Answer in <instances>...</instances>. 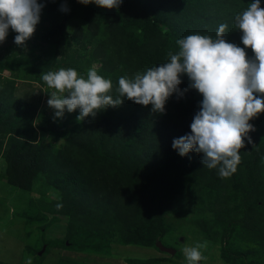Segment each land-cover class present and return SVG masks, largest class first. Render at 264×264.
I'll return each instance as SVG.
<instances>
[{
    "label": "rangeland",
    "instance_id": "rangeland-1",
    "mask_svg": "<svg viewBox=\"0 0 264 264\" xmlns=\"http://www.w3.org/2000/svg\"><path fill=\"white\" fill-rule=\"evenodd\" d=\"M140 1L145 6L149 4L147 0ZM38 2L45 7L25 45L14 43L17 33L11 28L5 41L0 43V90L28 107L16 118V127H5L2 121L6 118L0 119V264H117L115 255L122 250L116 249L117 246L132 252L134 247L142 251L148 249L143 260L124 259L118 264H187L182 249L198 243L203 245L200 250L205 257L198 264H264V147H257V150L245 144L235 173L221 178L218 169L214 172L205 170L196 185L192 173L198 168L165 162L153 169L155 175L164 174L167 178L162 189L151 194L138 186L135 188L138 193L129 198L128 208L122 213H110L113 210L108 207L96 210L76 207L74 194L65 198L61 195V181L71 178L70 173L66 174L68 170L61 169L67 161L66 140L83 119L77 120L79 109L65 112L62 119H54V110L47 105L49 93L54 89L42 80L41 73L63 67L74 68L86 77L88 70L95 67L98 74L111 80L110 93L122 76L103 72L100 60L94 57L96 46L106 37L102 7L85 6L77 0ZM64 2L70 8L68 13L59 10ZM88 10L96 13L98 34L94 38L83 18ZM130 11L135 10L131 8ZM167 17L178 19L179 13L172 10ZM144 22L143 17H136L133 25L128 27L129 33L137 38V45L145 43L149 36L147 30L141 29ZM56 24L62 26L59 43L50 44L44 40V35ZM211 24L202 19L197 21L193 34L212 37ZM200 25L204 32L200 31ZM80 28L79 38L80 32H76ZM178 51L173 46H166L162 56L168 61L169 52L175 54ZM183 83L189 84L186 76ZM192 96H201L195 101L199 104L202 95L194 93ZM250 123L255 126L254 138L264 140V112ZM25 127L32 130V139L31 135L25 138L10 133L17 128L25 130ZM51 127L56 131H51ZM11 137L16 138L21 147L17 146L15 150L24 158L23 172L24 167L30 166V151L35 153L39 145H43L42 151H45L42 159L34 163L28 173H23V178L31 175L24 187L16 184L15 176H8ZM254 159L257 162H252ZM250 165L254 168L252 171ZM133 168L140 173L139 166ZM249 177L254 181L252 184ZM250 186H256L260 195L252 194ZM253 202L258 206L248 210L247 206ZM158 214L163 235L151 233L159 238L153 247L125 245L135 241L145 221L155 219ZM158 244L175 250V255L159 252Z\"/></svg>",
    "mask_w": 264,
    "mask_h": 264
},
{
    "label": "trees",
    "instance_id": "trees-1",
    "mask_svg": "<svg viewBox=\"0 0 264 264\" xmlns=\"http://www.w3.org/2000/svg\"><path fill=\"white\" fill-rule=\"evenodd\" d=\"M147 1L148 7L140 0H123L124 4L122 3L118 8H103L106 37L94 51V57L100 60L103 72L131 79L138 73L142 74L149 68L168 62L162 56L166 46L179 49L176 41L184 38L182 35L193 34L196 30L194 24L201 19L203 22H212L210 26L212 38H215L220 24H227L224 38L228 42L245 47L240 41L242 32L235 25V16L246 10L251 0ZM261 7L264 8V0H261ZM131 8L135 11L129 12ZM172 10L179 13L178 19L167 17ZM186 15L188 16L185 17ZM136 17L144 18L145 22L141 29L149 32L147 41L140 45H137V38L128 31V27L133 25ZM83 18L91 37H96L98 34L96 13L88 10ZM199 29L204 32L203 25ZM61 31V25L51 26L46 31L44 40L50 44H58ZM81 31L80 28L76 32H80L79 38ZM161 35L164 36L160 37ZM246 52L250 56L254 55L250 48H246ZM187 84L182 83L181 89L187 87ZM114 86V91L110 93L113 97L119 95L118 83ZM194 93L198 91L191 89L183 97L175 94L169 97L163 114L153 113L151 105L143 106L125 99L122 105L107 107L99 111L95 118L89 116L76 124L65 144L67 161L61 169L68 170L66 174L70 173L71 178L68 181H61L63 184L59 188L61 195L65 198L69 194H74L77 197L76 207H92L93 210L108 207L113 210L110 213H122L125 212L126 207L128 208L129 198L132 199L134 194L138 193L135 189L138 186L151 194H156L162 189L167 178L164 174L155 175L153 169L165 162H176L184 165L185 168L189 167L188 165L198 168L197 172L194 170L192 173L194 185L200 183L205 170L216 171L217 169L204 167L200 154L190 152L187 156L181 157L172 148L174 138L191 131L190 124L200 106V103L196 104L195 101L201 97L192 96ZM25 105L23 102L11 99V96H6L5 90H0V119L6 118L5 122L2 121L5 127H16V118L25 109L28 110ZM51 131L55 132L56 128L51 127ZM10 133L25 138L31 135V139L33 135L32 130L27 127L25 130L14 129ZM250 135L253 144H248L246 141L245 144L251 145L252 148L264 147V140L255 139L253 132H250ZM11 139L12 143L7 155L8 176H15L16 184L24 187L31 175L28 174L23 178V173H28L33 168V164L42 159L45 151H42L43 145L38 146L39 152L30 151L28 154L30 166L24 167L23 172L21 166L25 162L24 158L15 150L18 141L13 137ZM242 148L239 151L241 158ZM252 162L257 160L254 159ZM138 166L141 168L140 173L137 168H133ZM253 169L250 165L249 170ZM144 170L149 173L146 174ZM248 181L250 184L254 182L251 178ZM249 190L252 194L255 193V196L260 195L256 186H250ZM257 206V202H253L247 206V209L251 210ZM140 231L135 236V241L125 245L153 247L159 238L151 236V233L163 235L160 214L155 219L146 220Z\"/></svg>",
    "mask_w": 264,
    "mask_h": 264
},
{
    "label": "clouds",
    "instance_id": "clouds-1",
    "mask_svg": "<svg viewBox=\"0 0 264 264\" xmlns=\"http://www.w3.org/2000/svg\"><path fill=\"white\" fill-rule=\"evenodd\" d=\"M82 5L113 9L122 0H77ZM45 4L38 0H0V42L5 41L9 29L16 32L14 43L24 46L40 22ZM61 12L70 8L64 2ZM235 25L241 30V43L228 42L225 37L227 24H220L215 38L191 34L176 41L179 51L169 52L168 62L138 73L134 78L120 77L119 95L110 94L112 82L98 74L95 67L87 76L74 68H59L41 73L50 89L47 105L54 110V119H62L65 112L79 109L77 120L91 116L107 107H118L125 99L148 106L153 113L165 112L166 101L174 94L183 97L195 89L202 95L199 111L190 124V132L174 138L172 148L181 156L190 152L201 155V162L208 169H218L221 178L237 170L241 157L239 151L253 144L250 132L255 126L250 121L264 112V8L261 0H251L242 13L235 16ZM250 48L254 55H248ZM189 84L181 89L182 77ZM203 245L185 246L187 264H198L205 259Z\"/></svg>",
    "mask_w": 264,
    "mask_h": 264
},
{
    "label": "crops",
    "instance_id": "crops-1",
    "mask_svg": "<svg viewBox=\"0 0 264 264\" xmlns=\"http://www.w3.org/2000/svg\"><path fill=\"white\" fill-rule=\"evenodd\" d=\"M119 247V248H118ZM131 247H134V246H131ZM122 249V250H118V252L120 254H116V258L115 261L116 263L118 264V262H123L124 259H132V260H136V259H144V256L146 255L148 249H146V251H142L141 249H138V247H134L133 251H128L126 250L127 248L126 247H120V246H117L116 249ZM143 248H146V247H143ZM132 249V248H131ZM116 251V250H114ZM146 258V257H145Z\"/></svg>",
    "mask_w": 264,
    "mask_h": 264
},
{
    "label": "water",
    "instance_id": "water-1",
    "mask_svg": "<svg viewBox=\"0 0 264 264\" xmlns=\"http://www.w3.org/2000/svg\"><path fill=\"white\" fill-rule=\"evenodd\" d=\"M157 250L161 253H167L171 256H174L175 255V250L171 249V248H168V247H165L163 246L162 244H158L156 246Z\"/></svg>",
    "mask_w": 264,
    "mask_h": 264
},
{
    "label": "built area",
    "instance_id": "built-area-1",
    "mask_svg": "<svg viewBox=\"0 0 264 264\" xmlns=\"http://www.w3.org/2000/svg\"><path fill=\"white\" fill-rule=\"evenodd\" d=\"M1 43V42H0Z\"/></svg>",
    "mask_w": 264,
    "mask_h": 264
}]
</instances>
